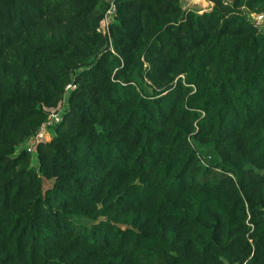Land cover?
Segmentation results:
<instances>
[{
    "label": "trees",
    "instance_id": "obj_1",
    "mask_svg": "<svg viewBox=\"0 0 264 264\" xmlns=\"http://www.w3.org/2000/svg\"><path fill=\"white\" fill-rule=\"evenodd\" d=\"M206 1L0 0V264H264V0Z\"/></svg>",
    "mask_w": 264,
    "mask_h": 264
},
{
    "label": "rangeland",
    "instance_id": "obj_2",
    "mask_svg": "<svg viewBox=\"0 0 264 264\" xmlns=\"http://www.w3.org/2000/svg\"><path fill=\"white\" fill-rule=\"evenodd\" d=\"M182 5L184 8L186 9H194V10H198V11H202V10H206L211 6L210 2H207L206 0H181ZM250 18L254 21H256V17L255 15H251ZM261 28H263L264 30V21L261 23ZM65 99L64 101L61 103V105L58 107V111L60 116L63 114L64 110H65ZM39 130H37L36 134L33 135L32 138H30L28 141L24 142L23 144H21L20 146L17 147L16 152L19 151V149H21L22 147L29 149V151L32 154V164L36 165L37 164V159L34 153V145L36 142H38L39 140H48L54 133H55V129L54 127H46L43 130V134H40L39 137L37 136ZM200 148V147H199ZM203 150H206L212 154H214L213 150L211 148H200ZM214 158L216 157L215 154L213 155Z\"/></svg>",
    "mask_w": 264,
    "mask_h": 264
},
{
    "label": "built area",
    "instance_id": "obj_3",
    "mask_svg": "<svg viewBox=\"0 0 264 264\" xmlns=\"http://www.w3.org/2000/svg\"><path fill=\"white\" fill-rule=\"evenodd\" d=\"M115 7L114 4L111 3L108 10L106 11L105 15H104V19H103V23L102 26L99 30L101 31H106L105 29V25H107V23L112 19V14L114 13ZM75 87L74 84L69 83L66 85L65 87V91L66 93L70 90L73 89ZM62 119V115L60 116L58 109L51 111L47 117V119L42 123V125L38 128L39 132L37 134V136L39 137L40 134H43V130L46 127H51L53 124L61 121ZM41 136V135H40ZM40 141V140H39ZM196 156L199 159L200 163L202 165H207L208 164V160L210 159V155L209 154H203L200 152H196Z\"/></svg>",
    "mask_w": 264,
    "mask_h": 264
},
{
    "label": "water",
    "instance_id": "obj_4",
    "mask_svg": "<svg viewBox=\"0 0 264 264\" xmlns=\"http://www.w3.org/2000/svg\"><path fill=\"white\" fill-rule=\"evenodd\" d=\"M256 17V24H259V25H261V23L264 21V13H261V14H259V15H256L255 16Z\"/></svg>",
    "mask_w": 264,
    "mask_h": 264
}]
</instances>
